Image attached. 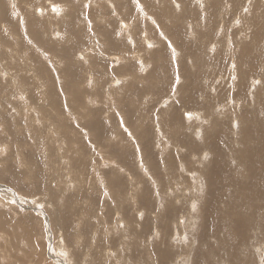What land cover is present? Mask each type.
<instances>
[{
    "label": "rangeland",
    "instance_id": "obj_1",
    "mask_svg": "<svg viewBox=\"0 0 264 264\" xmlns=\"http://www.w3.org/2000/svg\"><path fill=\"white\" fill-rule=\"evenodd\" d=\"M4 1L0 264H217L223 234L201 237L213 159L227 180L251 183L252 169L264 180V0ZM186 135L201 148L184 153ZM238 187L212 186L215 219L233 226L238 205L251 238L237 253L264 264V206L253 213Z\"/></svg>",
    "mask_w": 264,
    "mask_h": 264
},
{
    "label": "bare ground",
    "instance_id": "obj_2",
    "mask_svg": "<svg viewBox=\"0 0 264 264\" xmlns=\"http://www.w3.org/2000/svg\"><path fill=\"white\" fill-rule=\"evenodd\" d=\"M8 1V0H7ZM26 1V0H25ZM44 1V0H43ZM53 1V0H52ZM67 1V0H66ZM69 1V0H68ZM73 1V0H72ZM76 1V0H75ZM123 1H125V0H123ZM142 1V0H141ZM148 1H150V0H148ZM147 1V2H148ZM197 1V0H196ZM219 1H221V0H219ZM242 1V0H241ZM249 1V0H248ZM252 1V0H251ZM21 2V1H20ZM22 2H24V1H22ZM74 2V1H73ZM77 2V1H76ZM81 2V1H80ZM105 2V1H104ZM131 2V1H130ZM138 2H140L139 0H138ZM138 2H136V3H138ZM146 2V3H147ZM240 2V1H239ZM11 3H12V1H11ZM70 3V2H69ZM88 3H90V1L88 2ZM99 3V2H98ZM202 3H204V2H202ZM241 3V2H240ZM18 4V3H17ZM80 4V3H79ZM84 4V3H83ZM92 4V3H91ZM105 4H106V2H105ZM108 4V3H107ZM131 4V6H132V3H130ZM130 4H127V5H125V6H127V7H130ZM139 4V3H138ZM144 4V3H143ZM174 4H176V5H178L179 4V2H176V3H174ZM13 5H14V3H13ZM57 5V4H56ZM71 5H73V4H71ZM129 5V6H128ZM136 5V4H135ZM140 5V4H139ZM199 5V4H198ZM16 6V5H15ZM19 6V5H18ZM26 6V5H25ZM24 6V7H25ZM50 6H51V4H50ZM53 6V10H55V12H57V9L55 8V7H57V6H55L54 4L52 5ZM51 6V7H52ZM68 6V5H67ZM110 7H111V5H109ZM124 6V7H125ZM151 7H152V5H150ZM149 6V7H150ZM154 6V5H153ZM169 6V5H168ZM167 6V7H168ZM179 6V5H178ZM181 6V5H180ZM179 6V7H180ZM199 6H202V5H199ZM198 6V7H199ZM7 7H9V6H6L5 5V1L4 0H0V12L2 13V12H5V13H7ZM22 7V6H21ZM83 7H84V5H83ZM144 7V6H143ZM146 8H149V7H147V6H145ZM155 7V6H154ZM154 7H152V8H154ZM170 7V6H169ZM193 7H195V6H193ZM228 6L226 5V8H227ZM10 8V7H9ZM20 8V7H19ZM23 8V7H22ZM28 8V7H27ZM158 9H159V7H157ZM156 8V9H157ZM178 8V7H177ZM188 8V7H187ZM196 8H197V6H196ZM200 8H203V7H200ZM32 9V8H31ZM51 9V8H50ZM74 9V8H73ZM128 10H129V8H127ZM132 9H134V8H132ZM157 9V10H158ZM161 9V8H160ZM162 9H164L163 7H162ZM24 10V9H23ZM30 10V9H29ZM33 10V9H32ZM36 10V9H35ZM34 10V11H35ZM38 10V9H37ZM75 10H77V9H75ZM75 10H73L72 12L75 14ZM79 10H80V8H79ZM79 10H77V13H78V11ZM194 10V9H193ZM193 10H191V11H193ZM198 10V9H197ZM227 10V9H226ZM229 10H230V8H229ZM11 11H13V10H11ZM31 11V10H30ZM33 11V12H34ZM98 11V10H97ZM156 11V10H155ZM162 11V10H161ZM199 11V10H198ZM225 11V10H224ZM14 12V11H13ZM12 12V13H13ZM32 12V13H33ZM38 12V11H37ZM36 12V13H37ZM52 12V11H51ZM54 12V13H55ZM80 12V14L82 13L81 11H79ZM129 12V11H128ZM132 12V11H131ZM130 12V13H131ZM184 12V11H183ZM196 12V11H195ZM243 12V11H242ZM31 13V12H30ZM53 13V12H52ZM51 13V14H52ZM77 13L75 14L77 17L79 16V15H77ZM200 13V12H199ZM202 13V12H201ZM19 14V13H18ZM37 14H39V13H37ZM74 14H72V15H74ZM84 15H86L85 14V12L83 13ZM128 14V13H127ZM132 14V13H131ZM214 14H215V12H214ZM213 14V15H214ZM34 15H36V14H34ZM62 15V13H60V16ZM74 15V16H75ZM157 16L159 15V14H156ZM188 15H190V14H188ZM202 15H203V13H202ZM1 16V15H0ZM17 16V15H16ZM19 16V15H18ZM20 16H21V14H20ZM24 16V15H23ZM73 16V17H74ZM135 16V15H134ZM181 16H183V15H181ZM186 16V15H185ZM8 17H10V13H9V15H8ZM22 17V16H21ZM73 17H71L72 19H75V18H73ZM90 17V16H89ZM158 17H160V16H158ZM186 17H188V16H186ZM194 17V16H193ZM197 17V16H196ZM198 17H200V16H198ZM11 18H13V17H11ZM20 18V17H19ZM18 18V19H19ZM23 18V17H22ZM27 18V17H26ZM162 18V17H161ZM180 18V17H179ZM183 18V17H182ZM201 18H202V16H201ZM208 18V17H207ZM29 19V18H28ZM83 19V18H82ZM86 19V18H85ZM98 19V18H97ZM96 19V20H97ZM121 19V18H120ZM178 19V18H177ZM186 19V18H185ZM13 20V19H12ZM17 20V19H16ZM21 20V19H20ZM30 20V19H29ZM80 20V19H79ZM93 20V19H92ZM141 20V19H140ZM151 20V19H150ZM202 20V19H201ZM208 20V19H207ZM18 21V20H17ZM36 21V20H35ZM53 21V20H52ZM78 21V20H77ZM176 21V20H175ZM177 22V21H176ZM179 22V21H178ZM248 22H249V20H248ZM31 23V22H30ZM41 23V22H40ZM33 24V23H32ZM62 24V23H61ZM90 24V23H89ZM182 24V23H181ZM2 26H3V24H1ZM26 25V24H25ZM24 25V26H25ZM40 25V24H39ZM59 25V24H58ZM57 25V26H58ZM78 25V24H77ZM179 25V24H178ZM184 25V24H183ZM202 25V24H201ZM31 26V25H30ZM34 26V25H33ZM246 26V25H245ZM4 27V26H3ZM2 27V28H3ZM47 27V26H46ZM59 27V26H58ZM63 27V26H62ZM182 27H184V26H182ZM187 27V26H186ZM25 28V27H24ZM120 28V27H119ZM180 28H181V26H180ZM185 28V27H184ZM190 28V27H189ZM10 29V28H9ZM19 29V28H18ZM27 29V28H26ZM48 29V28H47ZM51 29V28H50ZM54 29V28H53ZM53 29H52V31H53ZM72 29H73V26H72ZM12 30V29H11ZM2 31H4V30H2ZM14 31V30H13ZM17 31V30H16ZM60 31V30H59ZM65 31V30H64ZM76 31V30H75ZM98 31V30H97ZM30 32V31H29ZM47 32H48V30H47ZM50 32V31H49ZM196 32V31H195ZM17 33V32H16ZM55 33V32H54ZM62 33V32H61ZM60 33V34H61ZM73 33H75V32H73ZM102 33V32H101ZM120 33V32H119ZM187 33V32H186ZM27 34H28V32H27ZM31 34H33L32 32H31ZM58 34V33H57ZM62 34H64V32L62 33ZM96 34V33H95ZM107 34V33H106ZM118 34V33H117ZM116 34V35H117ZM160 34V33H159ZM246 34V33H245ZM3 35V34H2ZM38 35V34H37ZM104 35H105V33H104ZM141 35H142V33H141ZM15 36V35H14ZM29 36V35H28ZM52 36V35H51ZM55 36H58V35H56L55 34ZM260 36V35H259ZM32 37H33V35H32ZM41 37H44V36H41ZM50 37V36H49ZM59 37V36H58ZM114 37V36H113ZM146 37V36H145ZM10 38V37H9ZM16 38H18V37H16ZM35 38V37H34ZM52 38V37H51ZM54 38V37H53ZM56 38V37H55ZM71 38V37H70ZM97 38V37H96ZM240 38V37H239ZM36 39V38H35ZM43 39V38H42ZM57 39V38H56ZM255 39V38H254ZM75 40V39H74ZM15 41V40H14ZM49 41V40H48ZM254 41H256V40H254ZM13 42V41H12ZM41 42H44V41H41ZM47 42V41H46ZM250 42V41H249ZM25 43V42H24ZM32 43V42H31ZM48 43V42H47ZM258 44H260L259 43V41L257 42ZM21 44V43H20ZM42 44V43H41ZM60 44H62V43H60ZM148 44H149V46H151L152 47V42H148ZM15 45V44H14ZM43 45H44V43H43ZM47 45H49V44H47ZM51 45V44H50ZM55 45V44H54ZM70 45V44H69ZM170 45V44H169ZM40 46H42V45H40ZM65 46V45H64ZM86 46V45H85ZM148 46V45H147ZM250 46V45H249ZM254 46H255V43H254ZM259 46V45H258ZM17 47V46H16ZM47 47V46H46ZM57 47H59L58 45H57ZM96 47V46H95ZM102 47V46H101ZM251 47V46H250ZM37 48V47H36ZM43 48V47H42ZM56 48V47H55ZM67 48V47H66ZM153 48H154V45H153ZM211 48H214V45H213V47H211ZM3 49V48H2ZM5 49V48H4ZM48 49H49V47H48ZM53 49V48H52ZM70 49V48H69ZM79 49V48H78ZM94 49V48H93ZM103 49V48H102ZM26 50H28L27 48H26ZM61 50V49H60ZM214 50V52L216 53V49H213ZM213 50H212V52H213ZM82 51V50H81ZM91 51V50H90ZM193 51V50H192ZM250 51H253V50H250ZM7 52V51H6ZM57 52H59V51H57ZM37 53V52H36ZM53 53V52H52ZM60 53V52H59ZM70 53V52H69ZM192 53V52H191ZM51 54V53H50ZM58 54V53H57ZM258 54V53H257ZM62 55V54H61ZM216 55H219V54H216ZM252 56L254 55V54H251ZM250 55V56H251ZM9 56V55H8ZM13 56V55H12ZM53 56V55H52ZM213 56H214V54H213ZM54 57V56H53ZM61 57H63V56H61ZM65 57V56H64ZM63 57V58H64ZM57 58V57H56ZM259 58V57H258ZM50 59H52V58H50ZM60 59V58H59ZM66 60V59H65ZM190 60V59H189ZM256 60V59H255ZM259 60V59H258ZM243 61V60H242ZM245 61V60H244ZM257 61V60H256ZM190 62V61H189ZM253 62H254V60H253ZM260 62V61H259ZM24 63V62H23ZM22 63V64H23ZM262 63V62H261ZM13 64H15V63H13ZM195 64V63H194ZM257 64V63H256ZM72 65V64H71ZM234 64L233 63H231V66H233ZM18 66V65H17ZM252 67V69L253 70H257V69H259V67H260V65H258V67H255V65H252V63H251V65L249 64V66H248V68H251ZM262 67V66H261ZM260 67V68H261ZM13 68V67H12ZM178 68V67H177ZM261 71H262V69H261ZM3 73V72H2ZM5 73V72H4ZM3 73V74H4ZM120 73V72H119ZM19 74H21V73H19ZM121 74V73H120ZM24 75V74H23ZM124 75V74H123ZM185 76H186V74H184ZM6 76V75H5ZM12 76V75H11ZM125 76V75H124ZM184 77V76H183ZM188 77V76H187ZM190 77V76H189ZM4 78V77H3ZM11 78V77H10ZM29 78V77H28ZM13 79V78H12ZM18 79H20L19 77H18ZM18 79H16V81L18 80ZM185 79V78H184ZM7 80V79H6ZM183 80V79H182ZM12 81V80H11ZM14 81V80H13ZM180 81V80H179ZM15 82V81H14ZM256 82H258V81H256ZM259 83V82H258ZM119 84V83H118ZM182 84V83H181ZM257 84V83H256ZM12 85V84H11ZM15 85H18V84H15ZM110 85V84H109ZM255 85V84H254ZM13 86V85H12ZM257 86V85H256ZM179 87V86H178ZM188 87V86H187ZM10 88V87H9ZM19 88V87H18ZM108 88V87H107ZM20 89V88H19ZM186 89V88H185ZM183 91V90H182ZM189 91V90H188ZM9 92V91H8ZM17 92V91H16ZM15 92V93H16ZM120 93V92H119ZM184 93V92H183ZM9 94H11V93H9ZM14 94V93H13ZM155 94V93H154ZM6 96V95H5ZM5 96H4V98H5ZM30 96V95H29ZM182 96H184V95H182ZM195 96V95H194ZM6 98H8L7 96H6ZM193 98V97H192ZM184 99V98H183ZM11 100V99H10ZM36 100V99H35ZM27 101V100H26ZM113 101V100H112ZM165 101V100H164ZM184 101V100H183ZM189 101H191V99H189ZM165 104V103H164ZM177 105V104H176ZM24 106H25V104H24ZM159 107V106H158ZM193 107H195V106H193ZM202 107L203 108H205L204 107V104H202ZM166 108V107H165ZM178 110V109H177ZM27 111V110H26ZM127 111V110H126ZM130 111V110H129ZM183 111V110H182ZM145 113V112H144ZM173 113V112H172ZM182 114H183V112H182ZM45 115V114H44ZM178 115V114H177ZM246 115V114H245ZM128 116V115H127ZM129 116H131V115H129ZM244 116V115H243ZM17 118H18V116H17ZM14 119V118H13ZM157 119V118H156ZM162 119V118H161ZM186 119V118H185ZM203 119H204V121L206 122V123H208L209 124V121L206 119V118H204L203 117ZM259 119V118H258ZM158 120V119H157ZM178 120H179V118H178ZM189 120V119H188ZM160 120H158V122H159ZM165 121H167V120H165ZM180 121V120H179ZM180 122H182V120L180 121ZM197 122V121H196ZM175 123V122H174ZM185 123V125H186V122H184ZM204 123V122H203ZM214 123V122H213ZM254 123H255V121H254ZM171 124V123H170ZM188 124V123H187ZM195 124V123H194ZM197 124V123H196ZM158 125V124H157ZM160 125V124H159ZM166 125V124H165ZM189 125V124H188ZM187 125V126H188ZM257 125H258V123H257ZM255 126H256V123H255ZM1 127V126H0ZM101 127V126H100ZM164 127V126H163ZM169 127V126H168ZM182 128H183V125L181 126ZM200 127H202V126H200ZM215 127V126H214ZM257 127V126H256ZM114 128V127H113ZM180 127H178L177 129H179ZM199 128V127H198ZM231 128V127H230ZM157 129V128H156ZM216 129V128H215ZM255 129V128H254ZM162 130V129H161ZM180 130V129H179ZM190 130H191V127H190ZM210 130V129H209ZM261 130V129H260ZM188 131V130H187ZM201 131V130H200ZM203 131H205L204 130V127H203ZM243 131V130H242ZM245 131H247V130H245ZM251 131H253V130H251ZM258 131V130H257ZM162 132V131H161ZM174 132V131H173ZM202 132V131H201ZM200 132V133H201ZM206 132V131H205ZM261 132V131H260ZM260 132H259V134H260ZM158 133V132H157ZM167 133V132H166ZM165 133V134H166ZM172 133V132H171ZM177 133V132H176ZM197 133H198V131H197ZM202 133H204V132H202ZM212 133V132H211ZM255 133V132H254ZM207 134V133H206ZM215 134V133H214ZM229 134V133H228ZM248 134H250L249 132H248ZM256 134H257V132H256ZM259 134H257V135H259ZM157 135V134H156ZM159 135V134H158ZM201 135V134H200ZM234 135V134H233ZM254 135V134H253ZM159 136H161V135H159ZM169 136H170V134H169ZM188 135H186V137H187ZM209 136V135H208ZM210 136H212V135H210ZM215 136V135H214ZM235 136V135H234ZM178 137V136H177ZM260 137V136H259ZM173 138V137H172ZM205 138H206V136H205ZM204 138V139H205ZM176 139V138H175ZM196 139V138H195ZM207 139V141L205 140V144H206V146L208 147V148H212V147H214V145H215V143L218 141V140H214L213 138H209V137H207L206 138ZM255 139V138H254ZM257 139V138H256ZM63 140V139H62ZM72 140V139H71ZM79 140V139H78ZM102 140V139H101ZM173 140V139H172ZM181 140V139H180ZM184 140V139H183ZM251 140V139H250ZM258 140V139H257ZM158 141H160V140H158ZM168 141H171V140H168ZM177 141V140H176ZM200 141H202V140H200ZM261 141V140H260ZM180 142H182V141H180ZM179 142V143H180ZM219 142V141H218ZM259 142V141H258ZM160 143H162V142H160ZM165 143H166V141H165ZM171 143H172V141H171ZM170 143V144H171ZM174 143H176V142H174ZM220 143V142H219ZM148 144V143H147ZM186 144H187V146H188V151L187 152H185L184 150V153H186V154H188L189 152H194L195 150H196V148L198 147V148H201V147H199L197 144H195L194 142H193V140H191L190 138H188L187 137V140H186ZM216 144H218V143H216ZM232 144V143H231ZM162 145V144H161ZM203 145H204V143H203ZM219 145V144H218ZM230 145V144H229ZM256 145V144H255ZM258 145V144H257ZM261 145H263L262 144V142H261ZM260 145V146H261ZM150 146V145H149ZM172 146V145H171ZM220 146V145H219ZM143 147H145V149H146V146H144L143 145ZM177 147H178V145H177ZM218 147V146H217ZM254 148H256L255 146H253ZM263 147V146H262ZM262 147H260L261 149H262ZM6 148V147H5ZM169 148V147H168ZM163 149H165L164 147H163ZM162 149V150H163ZM248 149V148H247ZM261 149H259L258 150V152H256V153H258V155H261L262 154V150ZM147 150V149H146ZM166 150V149H165ZM223 150V149H222ZM139 151V150H138ZM148 151H150V150H148ZM209 151V150H208ZM224 151V150H223ZM253 151V150H252ZM145 152V151H144ZM210 152V151H209ZM221 152V151H220ZM220 152L218 151V149L217 150H214V153L217 155V156H220ZM243 152V151H242ZM254 152V151H253ZM264 152V151H263ZM146 153V152H145ZM150 153V152H149ZM152 153V152H151ZM226 153V152H225ZM239 153V152H238ZM249 153V152H248ZM147 155H148V153H146ZM203 154V153H202ZM205 154V153H204ZM207 154H209V153H207ZM229 154V153H228ZM123 155H125L124 153H123ZM179 155V154H178ZM183 155V154H182ZM192 155V154H191ZM198 155V154H197ZM214 155V154H213ZM234 155V154H233ZM240 155V154H239ZM113 156V155H112ZM115 156V155H114ZM176 156V155H175ZM206 156V155H205ZM208 156V155H207ZM225 156V155H224ZM249 156H250V154H249ZM189 157V156H188ZM222 157V156H221ZM234 157V156H233ZM238 157V156H237ZM147 158V157H146ZM205 158V157H204ZM240 158V157H239ZM253 158V157H252ZM230 159V158H229ZM119 160V159H118ZM179 160H181V159H179ZM183 160V159H182ZM181 160V161H182ZM186 160V159H185ZM207 160V159H206ZM176 161H178V159L176 160ZM220 161V160H219ZM263 161V162H262ZM129 162V161H128ZM171 163H173L172 161H170ZM217 159L215 160V158L213 159V161H212V167H213V165H216V171H217V174H213L212 175V172H208V174H206V177H207V182H208V184L207 185H209V186H207V188H208V194L207 195H209V202H208V204H209V206L207 207V210H208V215H206L207 217H206V222H207V225H206V229H204V232L203 233H201V237H202V239L203 240H205V241H207L206 240V238L208 237L207 235H211V236H217L219 233H221V234H223V235H219V246H220V251H214L213 252V255L214 256H216L218 259H219V262L217 263V264H253L254 262H255V259L254 258H252L253 256H252V254H242V256L239 254V253H237V252H239L238 251V248L240 247V244H242L243 246L242 247H244V246H246V245H248L247 244V239L248 238H251V237H246L245 235H243V233H247L246 231L248 230V224H246V222H245V220H246V218H244V216H243V213H242V216L240 217V215L239 214H237L240 210H239V206L238 205H236V204H233V203H231L230 204V209L232 210L233 209V213L232 214H234L233 216H236V219H238L237 220V222L235 221H233L234 222V225L233 226H231L227 221H225L224 220V218H221V216H220V219H218V221L215 219V216L218 214V208L216 207V205H217V202L218 201H220L221 200V198L219 197L220 196V194L219 193H217V192H215L213 189H212V186H218V187H220V186H223L224 187V185H226V186H239V187H241L242 189H246L247 191H248V193H247V195H246V197H245V195H244V197L243 196H241V200H240V203L241 204H243V202H244V200L245 201H248L249 203H250V207H249V209L251 210V211H253V213H255V214H257L258 212H260V213H258V214H261L262 213V211H263V208L261 207V206H264V204L263 205H261V204H259L258 203V201L259 200H261V199H263V198H261V196H263V195H261V193L262 192H264L263 190H264V187L263 188H260V186H264V180H263V177L262 176H259V178H258V176L256 175V173L253 171V169L251 170V169H249V170H251V173H252V175H251V177H250V181L249 182H251V183H246V181L245 182H239L238 180H227V179H225L226 177L225 176H223L222 175V171H223V167H219L218 169H217ZM259 162L263 165V168H264V157L263 156H259ZM247 163V162H246ZM248 163H250V162H248ZM129 164V163H128ZM251 164V163H250ZM249 164V165H250ZM154 165V164H153ZM167 165V164H166ZM175 165V164H174ZM222 165V164H221ZM247 165V164H246ZM122 166V165H121ZM155 166V165H154ZM177 166H179L178 164H177ZM225 167H226V165H224ZM245 166V165H244ZM230 167V166H229ZM149 168V167H148ZM188 168H190V166L188 167ZM187 168V169H188ZM227 168V167H226ZM154 169V168H153ZM152 170V169H151ZM164 170V169H163ZM180 171V170H179ZM211 171H213V168L211 169ZM3 172V171H2ZM121 172V171H120ZM128 172V171H127ZM182 172H183V170H182ZM185 172V171H184ZM188 171L186 170V172H185V175H187L186 173H187ZM260 172V171H259ZM1 173V172H0ZM157 173V172H156ZM159 173V172H158ZM173 173H175V172H173ZM210 173V174H209ZM126 174V173H125ZM130 175V174H129ZM160 175H161V173H160ZM190 175V174H189ZM193 175V174H192ZM195 175V174H194ZM212 175V176H211ZM159 176V175H158ZM179 176V175H178ZM180 177H182V176H180ZM190 177V176H189ZM188 177V178H189ZM225 177V178H224ZM237 177V176H236ZM247 177V176H246ZM174 178V177H173ZM183 178V177H182ZM235 177H233V179H234ZM243 178V177H242ZM152 179V178H151ZM163 179V178H162ZM161 179V180H162ZM190 179V178H189ZM201 179V178H200ZM248 179V178H247ZM170 180V179H169ZM168 180V181H169ZM181 180V179H180ZM179 180V181H180ZM194 180V179H193ZM156 181V180H155ZM164 181H165V179H164ZM178 181V180H177ZM184 181V180H183ZM183 181L181 182V183H183ZM187 181V180H186ZM200 181V180H199ZM241 181V180H240ZM244 181V180H243ZM248 181V180H247ZM261 181H263V182H261ZM111 182V181H110ZM129 182V181H128ZM131 182V181H130ZM161 182H163V181H161ZM185 182V181H184ZM195 182H196V180H195ZM194 182V183H195ZM166 183V182H165ZM169 183V182H168ZM174 183H176V182H174ZM170 184V183H169ZM187 184V183H186ZM202 184V183H201ZM145 185V184H144ZM164 185V184H163ZM192 185V184H191ZM125 186V185H124ZM151 186H153V185H151ZM160 186V185H159ZM180 186V185H179ZM184 186V185H183ZM187 186V185H186ZM154 187H155V185H154ZM238 187V188H239ZM163 189H164V187H162ZM166 188V187H165ZM175 188H177V186L175 187ZM184 188H185V186H184ZM193 188V187H192ZM147 189V188H146ZM155 189V188H154ZM191 189V188H190ZM262 191H261V190ZM149 190V189H148ZM175 190V189H174ZM194 190V189H193ZM202 190H205V185L204 184H202ZM165 191V190H164ZM184 191H185V189H184ZM175 193V192H174ZM184 193V192H183ZM190 193V192H189ZM131 194V193H130ZM143 194V193H142ZM133 195V194H132ZM148 195H150V194H148ZM157 196V195H156ZM224 197V196H223ZM132 198V197H131ZM147 198V197H146ZM165 198V197H164ZM163 198V199H164ZM142 199V198H141ZM174 199V198H173ZM254 199L257 201V204L255 203V201H254ZM145 200V199H144ZM146 200H148V199H146ZM165 200V199H164ZM264 200V199H263ZM64 201V200H63ZM141 201H143V200H141ZM167 201V200H166ZM178 201V200H177ZM223 201V200H222ZM238 201V200H237ZM225 202V201H224ZM116 203V202H115ZM191 203V202H190ZM262 203V202H261ZM161 204V203H160ZM162 204H163V202H162ZM176 204H178V202L176 203ZM181 204V203H180ZM182 205H183V203H182ZM225 204H223V206H224ZM228 205V204H227ZM174 206V205H173ZM184 206V205H183ZM194 206V205H193ZM147 207V206H146ZM169 207V206H168ZM197 207V206H196ZM220 207V206H219ZM225 207V206H224ZM135 208V207H134ZM144 208V207H143ZM177 209V208H176ZM194 209V208H193ZM197 209V208H196ZM128 210V209H127ZM174 210V209H173ZM237 210V212H235ZM195 211V210H194ZM228 211V210H227ZM143 212V211H142ZM176 212V211H175ZM241 212V211H240ZM228 213V218H230L231 216H230V214H231V212L230 211H228L227 212ZM43 214V213H42ZM187 214V213H186ZM177 216V215H176ZM227 216V215H226ZM179 217V216H178ZM141 218V217H140ZM164 217H162V219H163ZM173 219V218H172ZM183 219H184V216H183ZM186 220V219H185ZM214 220L216 221V223H215V225H214ZM184 221V220H183ZM182 221V222H183ZM191 221H192V219H191ZM174 222V221H173ZM176 222H177V220H176ZM187 223V222H186ZM225 223H228V225H226ZM159 224V223H158ZM169 225V224H168ZM175 225V224H174ZM200 225V224H199ZM254 225V224H253ZM264 225V224H263ZM179 226V225H178ZM186 226V225H185ZM164 227H166V226H164ZM180 227V226H179ZM184 227V226H183ZM190 227V226H189ZM49 228V227H48ZM177 227H175V229H176ZM185 228V227H184ZM168 229H170V228H168ZM179 229V228H178ZM182 229V228H181ZM190 229H191V227H190ZM134 230H135V228H134ZM183 230V229H182ZM235 230H240V232L242 233L240 236H238V237H236V235L237 234H235ZM150 231V230H149ZM184 231H186L185 229H184ZM249 231V230H248ZM170 232V231H169ZM174 232H176V230L174 231ZM177 233V232H176ZM238 233V232H237ZM168 235V234H167ZM178 235V234H177ZM182 235V234H181ZM247 235V234H246ZM176 236V235H175ZM191 236V235H190ZM261 236V235H260ZM183 237V236H182ZM184 238V237H183ZM144 239V238H143ZM153 239V238H152ZM180 239V238H179ZM188 239V238H187ZM253 239V238H252ZM25 240V239H24ZM151 240V239H150ZM199 240V239H198ZM251 240V239H250ZM80 241V240H79ZM194 241H196V240H194ZM190 242V241H189ZM192 243V242H191ZM197 243V242H196ZM202 243V242H201ZM204 244V243H203ZM202 244V245H203ZM152 245V244H151ZM156 245V244H155ZM163 245H166V244H163ZM254 246H256V245H254ZM253 246V248L255 249L256 247H254ZM132 247V246H131ZM154 247V246H153ZM210 247V246H209ZM213 247V246H212ZM211 247V248H212ZM247 247V246H246ZM252 247V246H251ZM260 247V246H259ZM149 248V247H148ZM215 248V247H214ZM241 248V247H240ZM245 248V247H244ZM121 249V248H120ZM207 249V248H206ZM213 249V248H212ZM260 249V248H259ZM143 250V249H142ZM166 250V249H165ZM192 250V249H191ZM239 250H241V249H239ZM261 250V249H260ZM175 251V250H174ZM194 251H196V250H194ZM258 251V250H257ZM262 251V250H261ZM169 252V251H168ZM180 252H181V250H180ZM243 252V251H242ZM255 252H256V250H255ZM157 254H159V253H157ZM173 254V253H172ZM192 254V253H191ZM201 254V253H200ZM263 254V253H262ZM160 256V255H159ZM163 256V255H162ZM162 256H161V259H162ZM191 256V255H190ZM194 256V255H193ZM261 256V255H260ZM178 258V257H177ZM164 259V258H163ZM163 259H162V261H163ZM180 259V258H179ZM96 261V260H95ZM181 261V259L179 260V262ZM189 261H190V259H189ZM257 261V260H256ZM262 261V260H261ZM163 262H165V261H163ZM166 262H167V260H166ZM177 262H178V260H177ZM179 262H178V264H179ZM206 262H208V260L206 259ZM205 262V263H206ZM190 263V262H189ZM205 263H202L201 261H199L198 260V258H196V261H195V263L194 264H205ZM115 264V263H114ZM166 264V263H165ZM177 264V263H176Z\"/></svg>",
    "mask_w": 264,
    "mask_h": 264
}]
</instances>
